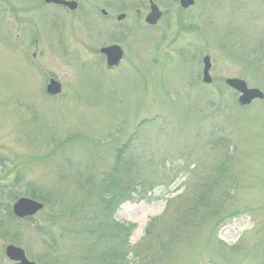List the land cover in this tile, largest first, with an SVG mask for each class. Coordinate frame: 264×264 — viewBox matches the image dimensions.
Returning a JSON list of instances; mask_svg holds the SVG:
<instances>
[{"label":"rangeland","instance_id":"obj_1","mask_svg":"<svg viewBox=\"0 0 264 264\" xmlns=\"http://www.w3.org/2000/svg\"><path fill=\"white\" fill-rule=\"evenodd\" d=\"M77 1L0 0V217L45 204L10 243L37 264H113L111 243L119 264H264V99L225 83L264 92V0H154L153 28L149 0Z\"/></svg>","mask_w":264,"mask_h":264},{"label":"water","instance_id":"obj_2","mask_svg":"<svg viewBox=\"0 0 264 264\" xmlns=\"http://www.w3.org/2000/svg\"><path fill=\"white\" fill-rule=\"evenodd\" d=\"M57 3H62L70 8H75L77 3L74 1L68 2L64 0H52ZM183 6L188 7L194 3V0H181ZM161 12L158 10L157 6H152V12L147 17V21L151 24H155L161 16ZM124 15L119 16V19L123 18ZM101 52L105 53L108 58V64L110 66L116 65L120 62L123 56V51L120 46L114 45L109 47H104L101 49ZM205 69H204V80L207 82L211 81V77L209 76V69L211 68L210 57L207 56L204 58ZM227 84L233 87L234 89L241 92V96L239 97V101L243 105L250 104L256 98H264V93L258 88H249L247 83L239 78H229L227 79ZM48 91L52 94H56L61 91V84L55 79H51V83L48 86ZM43 208V204L29 199V198H21L15 204V213L18 216L25 217L28 215H33ZM9 256L13 260H21L20 264H35L34 262L29 261L25 256V251L16 246H10L7 249Z\"/></svg>","mask_w":264,"mask_h":264},{"label":"flooded vegetation","instance_id":"obj_3","mask_svg":"<svg viewBox=\"0 0 264 264\" xmlns=\"http://www.w3.org/2000/svg\"><path fill=\"white\" fill-rule=\"evenodd\" d=\"M101 12L105 16H107L109 13L107 11L106 12L101 11ZM4 207L6 208V206ZM7 209H8L7 216L5 218L0 217V259H2L0 260V264H15V262H13L6 253L7 247L11 245L10 241L8 240L11 233V218L9 215L11 214L10 204L8 205ZM8 242L9 244H7Z\"/></svg>","mask_w":264,"mask_h":264},{"label":"trees","instance_id":"obj_4","mask_svg":"<svg viewBox=\"0 0 264 264\" xmlns=\"http://www.w3.org/2000/svg\"><path fill=\"white\" fill-rule=\"evenodd\" d=\"M230 158L231 157H227V159H225V161H224V163L223 164H225V166L224 167H221V166H223V164H221V165H219V166H217V168L215 169V171L217 172V173H219V175L221 174V172L224 170V174H225V169H227L226 168V166H227V164L229 163V161H230ZM140 182H142V181H140ZM141 184L142 183H140V186H141ZM209 195H211L210 194V192H207L206 193V196H209ZM133 195L132 194H130L129 195V198L130 199H133V197H132ZM194 212H195V209H194ZM159 219L158 218H154V219H152L151 221H150V223L148 224V226H147V232H150V231H152L153 229H154V227H155V225H156V222L158 221ZM130 234H131V232L130 231H128L127 232V234H126V236H124V240H123V246H124V248H125V241L127 240L128 241V238H129V236H130ZM96 236V238H98L97 236L98 235H96L95 233L94 234H92V238H94ZM113 243H111L110 244V250L111 251H109L108 253H107V257L109 258L108 259V261L109 262H111V263H113V264H115V263H117V264H119L118 262H117V259H118V255L116 256V254H115V252H112V250H113V245H112ZM112 246V247H111ZM114 247H115V245H114ZM116 249H118V250H120L121 249V243H119L118 241H117V243H116ZM125 256H126V254H123V259L125 258ZM117 257V258H116ZM135 259H129V261H127V263H129V264H134L135 263V261H134ZM119 261H120V259H119ZM122 264V263H121Z\"/></svg>","mask_w":264,"mask_h":264}]
</instances>
